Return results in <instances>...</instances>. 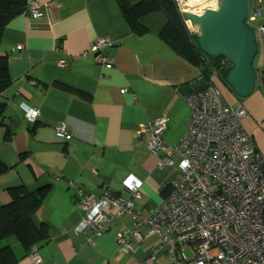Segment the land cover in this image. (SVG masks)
I'll return each mask as SVG.
<instances>
[{"label": "crops", "instance_id": "crops-1", "mask_svg": "<svg viewBox=\"0 0 264 264\" xmlns=\"http://www.w3.org/2000/svg\"><path fill=\"white\" fill-rule=\"evenodd\" d=\"M30 1L28 11L9 22L0 46L12 80L0 117V162L7 167L0 174V206L10 201V187L37 191L50 186L33 216L49 236L38 248L44 264H170L162 238L149 235L148 226L139 227L141 242L128 249L117 243L120 232L135 228L129 214L108 211L110 230L86 243L91 231L76 230L84 216L78 199L81 192L95 198L108 192L131 199L142 219L154 212L165 187L179 176L180 158L150 153V135L139 137L138 127L165 120L166 152L176 147L192 116L181 90L202 80L200 69L160 38L167 25L162 12L142 17L146 31L138 35L116 0ZM127 2L134 6L140 0ZM262 5L258 25L264 26V0ZM32 7L43 14L41 19L31 16ZM100 39L111 43L102 54L114 59L112 69L104 68L93 50ZM257 43L251 96L238 97L220 76L214 82L228 105L246 110L243 128L264 156V36L258 35ZM23 106L39 110L35 121ZM61 125L67 127L64 137L57 134ZM130 176L142 184L140 198L125 192ZM3 243L18 261L26 258L16 238Z\"/></svg>", "mask_w": 264, "mask_h": 264}, {"label": "built area", "instance_id": "built-area-1", "mask_svg": "<svg viewBox=\"0 0 264 264\" xmlns=\"http://www.w3.org/2000/svg\"><path fill=\"white\" fill-rule=\"evenodd\" d=\"M176 2L185 12L181 1ZM262 3L263 0L249 2L246 20L259 36H264V26L258 25ZM30 14L34 19L43 17L36 7L30 9ZM110 46L102 39L93 46L99 54L98 62L106 69H112L115 63L102 54ZM228 63L224 58L221 61L222 66ZM64 64L60 61L61 66ZM216 77L214 72L209 85L185 95L192 116L183 139L169 152L162 140L165 120L138 127L139 137L150 135V153L179 155V176L171 180L170 194L148 218L142 219L134 202L122 195L107 192L95 198L81 192L78 206L84 210V216L76 230L91 231L86 243L93 244L110 230L108 211H115L112 216L129 214L135 227L126 228L117 236V243L125 249L134 241L144 240L139 227L145 225L149 235L162 238L170 264H264V156L243 128L246 110L225 102L215 85ZM23 107L30 121H35L39 110ZM57 134L66 136L67 127L59 126ZM141 186L138 179L130 176L125 192L140 198ZM158 253L156 250L155 254ZM20 264L44 263L34 252Z\"/></svg>", "mask_w": 264, "mask_h": 264}, {"label": "trees", "instance_id": "trees-1", "mask_svg": "<svg viewBox=\"0 0 264 264\" xmlns=\"http://www.w3.org/2000/svg\"><path fill=\"white\" fill-rule=\"evenodd\" d=\"M29 1L0 0V46L7 25L28 11ZM116 1L130 30L138 35L146 31L140 24L142 17L154 12H162L167 18V25L161 32L160 38L178 56L200 69V77L205 81V86L210 84L214 72L217 73V77L220 76L227 83L226 79L232 70V65L228 63L226 66H222L223 58L214 61L200 50L197 42L199 33H193L189 30L176 0H140L134 6L130 5L127 0ZM11 84L7 57L0 55V117H4L7 107V101L4 98L5 92ZM25 157L26 154L20 155L23 160ZM6 169V165L0 162V174ZM49 188L50 186H47L32 191L25 185H19L7 189L10 201L0 206V264L20 263L12 248L3 243L9 238H16L21 243L27 253L26 257L38 252V248L49 242V236L45 229L37 227L33 221V216L41 208ZM170 192L171 187H165L163 190L164 198Z\"/></svg>", "mask_w": 264, "mask_h": 264}, {"label": "water", "instance_id": "water-1", "mask_svg": "<svg viewBox=\"0 0 264 264\" xmlns=\"http://www.w3.org/2000/svg\"><path fill=\"white\" fill-rule=\"evenodd\" d=\"M211 6L201 14L185 11L187 24L199 28L198 46L209 58H224L232 65L226 82L240 98L251 96L256 88L253 62L258 53V34L246 24L249 0H208ZM206 85L200 80L182 88L184 95Z\"/></svg>", "mask_w": 264, "mask_h": 264}, {"label": "bare ground", "instance_id": "bare-ground-1", "mask_svg": "<svg viewBox=\"0 0 264 264\" xmlns=\"http://www.w3.org/2000/svg\"><path fill=\"white\" fill-rule=\"evenodd\" d=\"M181 4L186 11L194 12L196 14H201L202 10H199V6L205 5V8H209L211 6V1L208 0H180ZM190 24V23H189Z\"/></svg>", "mask_w": 264, "mask_h": 264}, {"label": "rangeland", "instance_id": "rangeland-1", "mask_svg": "<svg viewBox=\"0 0 264 264\" xmlns=\"http://www.w3.org/2000/svg\"><path fill=\"white\" fill-rule=\"evenodd\" d=\"M199 10H202V9H207V8H205V5H201V6H199V8H198ZM188 26V28H189V30L191 31V32H193V33H199V28L198 27H194V26H192L191 24H188L187 25ZM219 77V76H218ZM218 80H219V78H218Z\"/></svg>", "mask_w": 264, "mask_h": 264}]
</instances>
